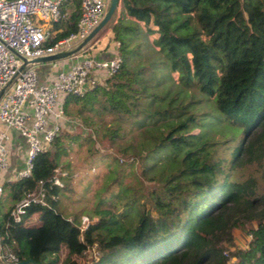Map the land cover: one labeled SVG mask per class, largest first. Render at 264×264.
<instances>
[{"label":"trees","instance_id":"16d2710c","mask_svg":"<svg viewBox=\"0 0 264 264\" xmlns=\"http://www.w3.org/2000/svg\"><path fill=\"white\" fill-rule=\"evenodd\" d=\"M61 13L51 41L75 31L79 0ZM113 15L119 66L82 95L65 94L63 112L80 127L59 130L26 177L1 182L10 202L0 212L3 241L37 264H264V0H119ZM128 32L149 39L147 64L128 63L140 52ZM87 139L135 166V223L103 209L80 230L56 210L62 158ZM39 189L44 203L13 222L10 210ZM234 230L249 235L245 248H234Z\"/></svg>","mask_w":264,"mask_h":264},{"label":"built area","instance_id":"2783aa9c","mask_svg":"<svg viewBox=\"0 0 264 264\" xmlns=\"http://www.w3.org/2000/svg\"><path fill=\"white\" fill-rule=\"evenodd\" d=\"M65 1L0 0V172L7 175L9 170L10 131L18 134L19 141L12 149L21 155L23 164L8 175L7 180L26 177L32 159L61 130L67 118L62 108L63 96L82 95L119 66L116 52L107 60H94L89 55L65 70L56 71L44 82L39 80L34 63L29 61L77 45L98 24L108 3V0H79L75 31L51 41L59 31L57 24L63 18L61 6ZM107 28L108 31L110 26ZM81 50L76 53L80 54ZM61 60L49 61L51 67H56ZM51 181L56 186L61 185L56 176H52ZM31 202L44 203L40 189L27 192L14 205L9 212L11 220L19 222L23 208ZM87 224V218L81 216L79 229L83 230ZM18 262L0 236V264Z\"/></svg>","mask_w":264,"mask_h":264},{"label":"rangeland","instance_id":"374dc122","mask_svg":"<svg viewBox=\"0 0 264 264\" xmlns=\"http://www.w3.org/2000/svg\"><path fill=\"white\" fill-rule=\"evenodd\" d=\"M114 15L104 28L111 27L110 23ZM98 32V33H99ZM126 36L130 38V47L132 44L139 42L140 52L138 55H129L128 63L131 66L138 67L141 64H147L144 57L152 51L150 41L142 32L139 35H133L128 32ZM151 37V36H149ZM156 75L161 78L167 72L164 67H157ZM176 74H173L175 77ZM167 77H163V81ZM163 87H168L170 81L167 79L162 82ZM173 89V88H172ZM80 127L79 122L74 117H67L63 123L61 130L76 131ZM17 144V143H15ZM20 146V145H19ZM95 149V142L92 139L79 140L70 144L65 158H62L65 169L62 173H66V189L58 195L56 210L67 219L72 220L75 225H78L81 216L87 218L88 223L96 219L95 212L103 209H110L117 217L126 214L123 221H129L130 224L135 223L138 215V207L131 202L133 196V185H136L138 179L135 173V166L126 167V161H118V156L115 153L105 151V147ZM15 147V146H14ZM224 149V148H223ZM107 150V149H106ZM17 153H13L15 155ZM225 152L221 149L217 151V156L223 157ZM21 167L23 164L20 165ZM126 167V168H125ZM125 169V170H123ZM120 170H123V176L118 181H113L118 178ZM146 185L150 183L144 182ZM126 186V189L124 187ZM116 196H118L116 198ZM9 200L5 193L0 196V212L5 211L9 205ZM37 221L36 215L31 217L29 224H34ZM255 222H251L249 227H254ZM234 248H245L249 240V235L240 230H234L233 233ZM64 250V247L62 248ZM61 251L60 258L63 257L64 251ZM229 250L224 249V255L228 256ZM94 254L97 251L94 249ZM234 258L228 256V263Z\"/></svg>","mask_w":264,"mask_h":264},{"label":"crops","instance_id":"0c3cea01","mask_svg":"<svg viewBox=\"0 0 264 264\" xmlns=\"http://www.w3.org/2000/svg\"><path fill=\"white\" fill-rule=\"evenodd\" d=\"M108 28H104L101 32L96 34L92 40H90L86 46L81 50L80 54H73L68 57L62 58L61 61H58L56 67H51L49 61H43L34 63L35 72L40 81H45L50 78L56 71L65 70L70 65L74 64L77 60L81 59L84 56H91L94 60H107L110 59L115 54V47L113 42H111L110 38L108 37ZM10 146H11V153L9 156V170L7 175H2L0 172V184L2 181L7 180L6 177L11 175L15 170L20 168L22 164V158L20 154L13 155V146L18 143L19 137L16 132L10 131Z\"/></svg>","mask_w":264,"mask_h":264},{"label":"water","instance_id":"95a60500","mask_svg":"<svg viewBox=\"0 0 264 264\" xmlns=\"http://www.w3.org/2000/svg\"><path fill=\"white\" fill-rule=\"evenodd\" d=\"M118 1L119 0H108L106 9L104 11L103 16L101 17V19L99 20L98 24L89 32V34L83 39L81 40L77 45H75L74 47L57 53V54H53V55H49V56H44V57H40V58H36L33 59L29 62L31 63H38V62H43V61H52L55 59H60V58H64L67 56H70L74 53H76L77 51L81 50L83 47L86 46V44L92 40V38L98 34V32L107 25V23L109 22L110 18L112 17L113 13L116 12L117 8H118ZM17 264H37L35 263L33 260L31 259H26V260H22L19 261Z\"/></svg>","mask_w":264,"mask_h":264}]
</instances>
